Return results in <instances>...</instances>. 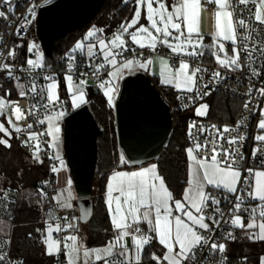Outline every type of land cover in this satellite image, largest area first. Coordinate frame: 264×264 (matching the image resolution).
<instances>
[{"label": "snow or ice", "instance_id": "obj_1", "mask_svg": "<svg viewBox=\"0 0 264 264\" xmlns=\"http://www.w3.org/2000/svg\"><path fill=\"white\" fill-rule=\"evenodd\" d=\"M4 4H9L10 0H2ZM127 3L128 0H123ZM207 4H215V10L213 12L214 18V32L213 40L214 47L217 51L212 55L215 57L216 63L222 69L235 70L242 67L240 63L241 51L247 53V59L254 62L253 52L257 50L253 45L251 48L247 43H244L243 48L236 47L237 45V25L240 28L248 29V36L244 37L247 41L251 39L252 33L255 31L245 19L233 20V11L235 6L243 5L245 8L249 4L254 5L255 10L252 13L256 24L264 25V0H205ZM134 14L131 19H127L119 25V29L112 34L110 39L103 38L104 29L96 28L95 26L90 29L83 41H89L91 38H95V42H89L85 44L77 42L75 47L71 50L76 52L77 50H83L87 48V56L91 59L96 57L97 49L103 57L104 63L96 65L93 75H97L101 68L105 67V64L110 65L114 70L109 72L111 77L109 80H105L99 84L101 89H104V95L108 98V104L114 106L113 93L115 92L114 80L122 76L125 69L132 70L135 66L140 68H147L152 63V60H146L141 62L138 59H128L121 63H118L117 56L122 55L124 51H128L127 35L131 42L137 45L140 49L149 48L155 51L158 45H163L171 50L172 53L177 55H186L188 57L203 56V52L199 49L203 47V37L200 32V17L201 12L204 11L202 0H176L173 5H168L165 0H135ZM155 5V7H154ZM36 5H32L27 9L25 20L27 24H31L36 19V11L34 10ZM171 7V11H169ZM141 9H146L145 19L148 22L147 26L140 23L141 21ZM9 12L13 9L9 7ZM31 16V19H27ZM0 17L7 18L4 11H0ZM137 25H139L137 27ZM134 29V31H130ZM26 30V29H25ZM17 35H21L20 28L16 30ZM224 41H228L232 45V54L229 55L225 49ZM17 45L16 47H20ZM190 49V50H189ZM119 50V51H117ZM28 53H31L35 59L27 58L25 63L32 69L43 68L44 54L40 51L39 46L35 42H30L27 47ZM134 51V49L132 50ZM261 54H264V42L259 48ZM223 54V55H221ZM8 56L13 59L16 56L15 48L8 52ZM70 60H75L74 56H69ZM161 63L165 70L169 69L167 61L161 60ZM251 67V63L249 64ZM69 70L72 68V64L68 65ZM0 69L8 71L9 76H12V66L7 63H0ZM206 71L199 66L192 67L186 60H181L179 67L171 69V79L162 80L163 83H172L175 81V86L183 91L192 93L196 92V97H189V99H203L204 96L210 94L209 91H204L202 94L199 92L197 85V74ZM253 76H260V72L256 68H251ZM164 73L162 72V75ZM86 76L85 73L81 74ZM220 71H214L212 73L213 81H219L222 79ZM45 80L52 81L47 84V102L43 105L47 108L48 105H55L59 101V94L56 91L58 88L57 83L51 76H45ZM67 81L68 91L71 95L73 107H80V105L86 103L85 88L87 86L86 79H80L78 83L73 81L71 74L65 77ZM23 88V85H19ZM205 89H208V84H203ZM33 94H42L45 89H41L40 93H37V85L33 82L30 88ZM253 89L250 87L248 95L250 96ZM259 95L264 96V87L256 89ZM21 96H25L24 91L20 92ZM41 99H44L41 95ZM250 101H246L244 104L245 109L249 108ZM15 104V102L6 101L3 97H0V114H3L4 110ZM35 108V105H33ZM207 104H201L196 108L197 116L207 115ZM13 112L17 120L24 117V113L17 105L13 108ZM260 114L264 117V109H260ZM64 113L62 111L57 112L55 116L47 115L43 119L39 120L40 124H44L47 121L48 131L47 135L52 137L53 147H56L59 140L60 127L54 123L59 120ZM8 123L12 126L15 132L19 133L23 131L22 128L16 126L9 119ZM243 121L238 122L237 128ZM28 129L32 128V125H27ZM197 129L199 133H210L211 139L206 140L204 143L196 142L192 129ZM258 129L264 130V118L258 122ZM210 130H214V133ZM234 129L224 126L222 130L216 125H211L210 128L199 126L195 123L189 126V136L193 137L194 145L186 149L187 156L192 162L193 174L188 180L189 187L185 189L182 199H174L173 194L167 188L164 178L157 172L156 166L152 165L149 168L143 169L138 172H122L116 171L109 178L107 185V206L111 217L112 226L115 230V236L113 240L103 248L88 249L83 246L79 241L77 235H66L62 239L54 238L53 233H60L67 229L75 228V224L69 221L67 217L57 218L53 224L46 222V235L43 240L46 246V254L54 255L61 252V244L65 249V256L67 258V264H78L81 258V252L83 256V264H95V261H103V264H140L142 254L145 246L150 245L153 240V236L143 233L139 227L141 222H146L150 227L149 231L155 233V239L165 249L161 256L152 254V259L156 261V264H187L189 260H195L197 250L207 247L211 252L224 253L226 245L224 243L215 242L212 233L215 231L210 226L206 219L211 221L212 225L216 228L220 227L221 219L216 218L214 215L206 216L205 210L209 207V201L212 205L217 207L214 209L216 213H220L221 218L223 213L220 212L218 207L220 200L216 199L211 193L205 191V184L214 186L215 188H223L228 193L237 194L239 184H247L249 191H247V197L252 200H257L260 203L250 210V219L247 224L244 223L242 217L236 213L241 211V205L243 203V197L236 195V203L232 208V216L230 221L225 220L224 223H231L233 226L242 229H259L258 232H249L248 238L253 240H264V170L247 169L251 181L247 177L241 181V172L237 167H234L238 163L237 157L243 159L242 153L239 148H232L239 141L245 139L244 136L239 137H225V133H230ZM0 133H4V136L11 138L12 133L4 124L0 123ZM37 133L30 132L28 139L23 141L25 145L29 141H36L33 145L34 158L39 159L38 153L40 151L39 141L37 140ZM257 141H264V134L257 135L255 137ZM225 141L230 147L222 148L218 145V141ZM0 145L11 147L8 143V139L0 138ZM211 146V155L198 158V154L201 150H207ZM259 149L253 150V157L256 156V152ZM55 159L60 161L61 167L63 161L57 155ZM123 161V156H121ZM264 164V161L261 162ZM53 172L60 171L59 168L53 167ZM202 171V176L199 173ZM68 188L67 195H64V191H61L57 196L53 197L57 205L61 209H72L71 204V180L67 181ZM113 193H118L114 195ZM41 196L45 194L41 191ZM8 193L3 194V198L6 200ZM114 205V207H113ZM245 211H249L245 209ZM174 213H179L174 215ZM51 215V214H50ZM257 215L259 221L257 220ZM60 219L66 221L64 225L60 223ZM73 217L72 220H75ZM37 231H40L39 229ZM31 235V234H30ZM130 237L134 246L132 252H129L128 246L125 243V238ZM227 238L235 239L232 233L227 234ZM119 248V251H115ZM5 253H0V264L5 260ZM122 257V260L110 261L108 258L113 256ZM94 258V259H93ZM226 259V258H224ZM224 259L220 264H224ZM23 264V262H18ZM261 264H264V257H261Z\"/></svg>", "mask_w": 264, "mask_h": 264}, {"label": "built area", "instance_id": "obj_2", "mask_svg": "<svg viewBox=\"0 0 264 264\" xmlns=\"http://www.w3.org/2000/svg\"><path fill=\"white\" fill-rule=\"evenodd\" d=\"M55 0H10L9 4H4L0 0L1 11L6 13L7 18L0 17V63H7L12 66V76H9L8 71L5 69H0V97H3L6 101L15 102V104L7 107L3 114H0V123L4 126H10L8 120L11 119L12 123L16 126L23 129V131L17 133L15 132L16 139L20 143V148L23 153L33 160L34 148L33 145L36 141H29L27 145L23 141L28 139L30 132L37 133V140L39 141L40 151L38 153L39 159L44 163L46 175L42 184V192L45 194L46 204L42 207L41 217L43 223L46 225V222L55 223L57 218L67 217L69 221L75 224V228L67 229L60 233H53L54 238L62 239L67 235L69 231H74L77 225L80 224L78 221V208L75 204V200L71 201L72 209H61L55 200H53V195L55 192V183L57 172H53L52 168L58 166V160L55 159L52 153V142L50 136L47 135L48 124L47 121L44 124H40L39 120L43 119L47 115H53L57 112L62 111L64 116L69 113L66 109L64 101L59 98V101L55 105H48L47 108L43 105L48 104L46 96V86L51 82L50 80H45V76H51L54 78L55 82L65 80V77L69 74L73 76L74 82H79L80 79H86L87 83L95 88L101 89L99 84L105 80H108V73L113 70L110 65L105 64L104 68H101L97 75H93L96 65L104 63L103 57L99 51L94 58H89L87 52L84 50H77L72 52L71 50L75 47V44L72 45L65 51H62L56 54L51 60L46 61L43 68H30L26 63L27 58L35 57L28 53L27 47L29 39L33 36V31H36V19L39 10ZM176 2V0H174ZM202 4L209 6L205 0H202ZM32 5H36V19L30 25L27 24L25 16L27 14V9ZM11 7L12 12H9L8 9ZM255 7L252 4H249L247 8L243 5H236L235 10L233 11V20L245 19L246 23L249 24L255 31L252 33L251 39L245 41L244 37L248 36V29L240 28L237 25V45L238 48H243L244 43H247L251 48L253 45L256 46L257 50L253 52L254 62L249 61L247 53L241 51L240 63L241 68L235 70L222 69L214 61L213 56L207 52L202 51L203 56L188 57L186 55H177L172 53L167 47L163 45H158L155 51H152L149 48L140 49L138 46L127 42L128 51H124L122 55L117 56L118 63H121L128 59H138L139 61L145 60L147 57L154 55H164L168 59L169 67L175 69L179 66L180 61L186 60L192 67L199 66L202 69H206L201 73L197 74V85L199 92L202 94L204 91H209L212 93H221L227 95L230 98H233L240 102L241 106L239 113L234 122L228 123L224 121H219L216 119H211L206 116H195L189 115L187 119V146L193 147L194 139L189 136V126L193 123L199 126H204L205 128H210L211 125H216L222 130L224 126H228L232 129L230 133H225V137L233 136L239 137L244 136L243 141H239L236 145L231 146L232 148H239L240 153L243 155V159L237 157L238 163L234 165L241 172V181L247 177L251 181L247 169L254 170H264V164L261 162L264 161V141H257L255 137L260 135V130L257 127V120L260 110V105L264 101V96L259 95L256 89L264 87V54H261L259 48L264 42V25L256 24L252 13L254 12ZM27 19H31V16H28ZM17 28H20L21 35L16 34ZM26 29V30H25ZM26 44V58L25 61H17L18 48L17 45ZM39 46L41 52H43L40 41L36 43ZM15 48L16 56L13 59L8 56V52ZM134 49V51H132ZM119 51V50H117ZM44 54V52H43ZM45 55V54H44ZM69 56H74L75 60H70ZM46 58H51L50 56L45 55ZM72 64L71 70H69L68 65ZM251 63V67L249 64ZM251 68H256L261 74L260 76H253L251 73ZM214 71H220L222 74V79L219 81H213L212 73ZM85 73L86 76L81 74ZM37 85V93H40V90L43 88L45 91L42 94H33L30 91L32 83ZM208 84V89L203 87V84ZM19 85H23V88H20ZM252 88L253 91L251 95H248L249 88ZM24 91L25 96H21L20 92ZM209 94V95H210ZM43 95L44 99H41ZM209 95L204 96L203 99L198 97L195 99H189V97H196V92H186L183 90H177L175 95V108L179 111L186 112L192 107L197 106L201 102L205 101ZM246 101H250L249 108L245 109L244 104ZM19 106L24 117L17 120L13 112L15 106ZM35 105V108H33ZM243 121L240 127H236L238 122ZM31 124L32 128L28 129L27 125ZM214 133V130H210ZM194 138L196 142L204 143L206 140L211 139L212 135L210 133H199L197 129H192ZM218 145L222 148H229L230 146L225 141H218ZM254 149H259L256 152V156L253 157L252 153ZM211 155V146L207 150H201L198 154L199 157L210 156ZM238 195L243 197V203L241 205V211L236 213L240 215L245 224L249 222L250 219V210L256 207L260 202L252 200L247 197V191L249 187L247 184L237 185ZM7 192L8 197L5 200L3 194ZM216 199L220 200L219 208L220 212L223 213L221 218L220 213H216L214 209L216 205H212L209 201V207L205 210V215L210 216L214 215L216 218L221 219V224L219 228H216L215 225L211 224V221L206 219V222L210 224L211 227L215 229L212 233L215 242L224 243L226 245V250L224 253H219L218 251L213 253L207 247L201 250H197L195 260H189L187 264H220L221 260L224 259V264H250L247 259L244 257L234 256L230 249L231 244L240 242L244 237H248L249 232H254V229H242L233 226L230 222L224 223L225 220L231 219L232 208L234 203H236V195L228 192H224L218 188H211L209 190ZM18 199V191L10 185H6L2 177L0 176V218L12 219L14 211L16 209ZM248 209L249 211H245ZM51 214V215H50ZM73 217H76L75 220H72ZM257 220L259 217L257 215ZM60 223L64 225L65 220L60 219ZM140 229L143 233L147 235H152V232L149 229L140 226ZM232 233L235 239L227 238V234ZM155 242V238L150 244ZM119 248L115 251L118 252ZM65 249L63 248V243L61 244V252L59 254L53 255L52 264H67V259L64 254ZM0 253H5V260L2 264H18L22 259L19 256H15L10 253V241L7 237L0 235ZM110 261L122 260L119 256H113L108 258ZM153 263L156 264V261L152 259ZM103 264V261L101 262Z\"/></svg>", "mask_w": 264, "mask_h": 264}, {"label": "trees", "instance_id": "obj_3", "mask_svg": "<svg viewBox=\"0 0 264 264\" xmlns=\"http://www.w3.org/2000/svg\"><path fill=\"white\" fill-rule=\"evenodd\" d=\"M133 8V0H128L127 3L123 0H102L100 9L88 23L53 41L51 58H47V61L70 48L77 40L83 39V29L90 23H94L96 28L104 29V34L117 31L119 25L130 17ZM35 32L34 29L33 33ZM25 58L26 44L24 43L18 48L17 61L23 62ZM152 79L164 99L170 104L174 121L168 145L159 158L149 163L156 165L158 174L164 178L167 188L177 199L181 197L187 182L186 131L190 114L175 108V90L160 85L153 77ZM62 84L60 87L63 90ZM85 95L86 104L98 125L103 129V133L97 138V162L92 182L93 212L90 220L83 224L85 246L97 247L107 243L115 234L104 202L107 177L114 170L130 169V167L121 161L118 152L113 106L108 104L98 88L87 86ZM61 98L64 100L67 111L70 112L72 106L66 94L62 93ZM206 101L208 103L206 117L228 123L234 122L237 118L241 106L237 100L221 93H212ZM8 143L11 147L0 145V176L6 185L18 191L19 199L8 235L10 253L19 256L23 264H52L53 255L46 254L43 243L45 224L41 217L42 207L46 204L45 196L40 194L46 175L45 165L38 164L27 157L21 150L18 140L13 139ZM29 189L35 190L36 194H27ZM38 229L40 231H37ZM230 249L234 256L244 257L250 264H258L260 256L264 254V240H248L231 244ZM146 250L142 254L143 258L148 264H154L149 258L152 248ZM100 263L101 261H98L95 264Z\"/></svg>", "mask_w": 264, "mask_h": 264}, {"label": "water", "instance_id": "obj_4", "mask_svg": "<svg viewBox=\"0 0 264 264\" xmlns=\"http://www.w3.org/2000/svg\"><path fill=\"white\" fill-rule=\"evenodd\" d=\"M102 0H55L37 15L36 33L45 55L54 40L88 23ZM118 152L128 167H141L160 157L173 130V112L152 76L140 69L123 72L113 96ZM103 133L84 103L62 119L61 142L75 192L78 221L86 224L93 212L92 182L97 162V138Z\"/></svg>", "mask_w": 264, "mask_h": 264}, {"label": "crops", "instance_id": "obj_5", "mask_svg": "<svg viewBox=\"0 0 264 264\" xmlns=\"http://www.w3.org/2000/svg\"><path fill=\"white\" fill-rule=\"evenodd\" d=\"M165 3L168 4V5H173L175 4L176 2L174 0H165ZM133 6H135L134 2H133ZM204 6V11L201 12V17H200V32H201V35L203 37V40H202V44H203V47L200 48L199 50L200 51H207L209 52L211 55L213 52L217 51L216 47H214V40H213V35L212 33L214 32V18H213V12L215 10V4H211L209 6H206V5H203ZM169 11H171V7H169ZM132 15V14H131ZM131 15L128 19L131 18ZM140 23L144 24L145 26H147V21L145 19V16L144 14L142 13L141 15V21ZM139 25H137L138 27ZM130 31H134V29H130ZM116 32V31H115ZM112 33H109V34H104L103 33V38H105L106 40L107 39H110L112 37ZM125 39L127 40V42H130L131 44H133L130 40V38L125 35ZM83 41V39H82ZM85 44L89 43V42H95V38H91L89 41H83ZM224 44H225V47L228 51L229 54H232V45L230 42L228 41H224ZM135 45V44H133ZM137 46V45H135ZM85 52H87V48L85 47L83 49ZM170 50V49H169ZM190 50V49H189ZM96 51H99V49H97ZM171 51V50H170ZM222 55V54H221ZM213 56V55H212ZM151 59L152 60V63L150 65L147 66V68H140L138 66H135L132 70L134 69H140V70H143V71H146L150 76H152L160 85L164 86V87H168V88H171L175 91L177 90H182L180 88H177L175 86V81L173 80L172 83H163L162 80L164 79H171V69L169 67L168 70H165L162 63H161V60H165L167 61V64H168V59L166 56L164 55H154V56H151V57H147L145 60L141 61V62H145L146 60H149ZM213 59L214 61L216 62L215 60V57L213 56ZM169 66V64H168ZM179 67V66H178ZM177 67V68H178ZM126 71H129L127 69H125L123 72H126ZM162 72L164 73L162 75ZM111 79V78H108V80ZM52 82V81H51ZM49 82V83H51ZM57 85H58V88H57V92L59 94V98H61L62 96V93H65L66 94V97L67 99L69 100L71 106H72V110L75 109L76 107H73L72 105V100H71V95L68 91V86H67V81L66 79L63 81H58L56 82ZM63 83V84H62ZM75 83H78V82H75ZM114 87L116 86V83L115 80H114ZM63 85V90L61 89L60 85ZM87 86H90L88 83H87ZM86 86V87H87ZM101 93L103 94V96L106 98L107 102H108V98L104 95V89H100ZM114 94V93H113ZM63 100V98H61ZM85 99H86V95H85ZM64 101V100H63ZM260 109H264V101L261 103L260 105ZM71 110V111H72ZM56 114H53L52 116H55ZM64 116V115H63ZM63 116L57 120V121H54L55 124H57L59 127H60V133L58 134L59 135V140L58 141H61V130H62V118ZM264 117L261 116L260 114V110H259V115H258V120H257V127H258V122L260 119H262ZM260 130V129H259ZM264 130H260V134H262ZM50 139H51V142L53 143V140H52V137L50 136ZM138 168V167H137ZM136 168H130V169H125V168H120V169H117V170H114L112 171L108 177H107V180H106V185H105V192H104V202H105V196H106V193H107V185L109 183V178L112 176V174L116 171H122V172H134ZM57 177H56V183H55V192L54 193H57V192H60V191H64L65 189L68 188V185H67V181L68 180H71L70 178V175H69V172H68V169H60V171L57 172ZM70 188L73 189V186H72V182H71V185H70ZM211 188H215V187H210L209 189ZM218 189H221L222 191L224 192H227L225 189L223 188H218ZM74 190V189H73ZM72 190V191H73ZM66 192V191H64ZM73 193V192H72ZM75 193V192H74ZM54 196V195H53ZM75 198V195L72 199ZM71 199V200H72ZM257 201V200H256ZM106 204V203H105ZM107 208V206H106ZM46 226L45 225V235H46ZM115 235V234H114ZM114 237V236H113ZM45 250H46V246H45Z\"/></svg>", "mask_w": 264, "mask_h": 264}, {"label": "rangeland", "instance_id": "obj_6", "mask_svg": "<svg viewBox=\"0 0 264 264\" xmlns=\"http://www.w3.org/2000/svg\"><path fill=\"white\" fill-rule=\"evenodd\" d=\"M133 2H134V4H135V0H133ZM135 7H136V5H135L134 8H133V11H132V15H131V17H132L133 14H134V9H135ZM154 7H155V5H154ZM0 11H1V8H0ZM141 12L144 14V16H146V9H141ZM130 19H131V18H130ZM94 26H95L94 23H90V24H88V25L83 29L84 37L86 36L87 32H88L90 29H92ZM38 41H39V39H38V37H37V33L35 32V34L33 33L32 38L29 39L28 44H29L30 42H35V43H37ZM77 42H82V39L77 40V41L75 42V44H76ZM225 49H226V47H225ZM226 50H227V49H226ZM227 52H228V51H227ZM228 54H229V53H228ZM222 55H223V54H222ZM229 55H231V54H229ZM46 61H47V58H46L45 55H44V61H43V63H45ZM113 70H114V69H113ZM113 70H112V71H113ZM109 78H111V77H109ZM115 82L118 83V78L115 79ZM117 83H116V86H117ZM116 86H115V90H116ZM114 93H115V92H114ZM113 96H114V94H113ZM201 104H207V105H208L207 101L205 100V101L201 102L200 104H198L197 106L190 108V109L187 110L186 112H187L188 114H190V115H195V116H197V115H196V108L199 107ZM63 117H64V116H63ZM62 119H63V118H62ZM5 127L8 128L9 131L12 133L11 138H8V137L4 136V133H0V138L8 139V142H9L10 140L16 139L15 132H14L13 128L10 127V126H8V127L5 126ZM262 134H264V131L262 132ZM16 140H17V139H16ZM18 144H19V146H20V143H19V142H18ZM52 144H53V143H52ZM187 148H189V147L187 146L186 149H187ZM52 153H53V156H54V157H56V156L58 155V156L60 157V159L63 161V166L61 167V165H60V161L58 160V166H57V168H59V169H67V166H66V163H65V159H64V155H63V149H62V142H61V141H58V144H57L56 147H53V146H52ZM186 154H187V153H186ZM117 157H118V159H119V156H117ZM33 161L36 162V163H38V164H44L40 159L33 158ZM187 161H188L187 176H186L187 182H186V185H185V187H184L183 193H184L185 189L189 187V185H188V180L191 178V176H192V174H193L192 162H191V160L189 159L188 156H187ZM152 165H155V164H154V163H147V164H145V165H143V166H141V167L136 168V169L134 170V172L142 171L143 169L149 168V167H151ZM155 166H156V165H155ZM156 169H157V167H156ZM199 175L202 176V171L199 173ZM210 187H214V186L206 185V184H205V191H206V192H209V190H210L209 188H210ZM72 190H73V189L70 188V191H71V197L73 198L74 195H75V193H74V190H73V191H72ZM169 191H170V190H169ZM60 192H61V191H60ZM60 192L54 193V196H53V197L57 196ZM72 192H73V193H72ZM28 193H29V194H32V195H35V194H36V191L33 190V189H29V190L27 191V194H28ZM183 193H182L181 197H180V198H177V199H182V197H183ZM113 194L116 195V194H118V193H113ZM64 195H65V196L67 195V191L64 192ZM174 199H175V198H174ZM74 200H75V198L72 199L71 201H74ZM106 200H107V193H106V196H105V203H106ZM71 201H70V202H71ZM17 203H19V199H18ZM41 206H43V205H41ZM106 206H107V203H106ZM113 207H114V205H113ZM107 212H108V214H109L108 206H107ZM176 214H179V213H174V215H176ZM109 218H110V222H111L110 214H109ZM111 224H112V222H111ZM140 226H143L144 228H147V229H149V227H150L146 222H141V223H140ZM84 229H85V228H84L83 224H78L77 227H76V229H74V231H69V232L67 233V235H77L78 238H79V241L83 244V246H84L85 248H88V249L103 248V247H105V246L108 244L109 241L113 240V238H114V237H112L111 239H109V240L107 241V243H105L104 245L97 246V247H87V246H85V244H84V242H83V237H84L83 232H84ZM10 230H11V219L9 220V219H5V218H0V235H1V236H5V237L8 238V235H9V233H10ZM114 231H115V230H114ZM258 231H259L258 228H257V229H254V232H258ZM114 233H115V232H114ZM152 235H153V237L155 238V233L152 232ZM114 236H115V235H114ZM248 240H251V241H252L253 239H249V238L246 236V237H244L240 242H245V241H248ZM240 242H238V243H240ZM125 243H126V245L128 246L129 252L131 253L132 250H133V248H134V246H133V244H132V240H131V238H130V237H126V238H125ZM148 248H150V249L152 248V251L150 252V255H149V258L151 259V261H152V254H153V253L156 254L157 256H161V257H162V254H163L164 251H165V249L163 248V246L160 245V244L158 243V240H156V239H155V242H154V243L145 246V249H144L143 254L147 251L146 249H148ZM118 251H119V250H118ZM261 257H264V254L260 256L259 261H258V264H261ZM120 258L123 259L122 257H120ZM66 259H67V258H66ZM93 259H94V258H93ZM97 262H98V261H95V263H97ZM101 262H102V261H101ZM152 263H153V261H152ZM78 264H83V256H82V252H81V258H80V260L78 261ZM100 264H101V263H100ZM133 264H134V262H133ZM140 264H148L147 261H146V259L143 258V255H142V257H141ZM154 264H155V263H154ZM165 264H166V262H165Z\"/></svg>", "mask_w": 264, "mask_h": 264}]
</instances>
